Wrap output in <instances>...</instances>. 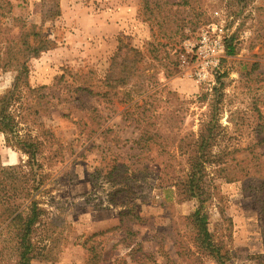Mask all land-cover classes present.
<instances>
[{
	"label": "rangeland",
	"instance_id": "1",
	"mask_svg": "<svg viewBox=\"0 0 264 264\" xmlns=\"http://www.w3.org/2000/svg\"><path fill=\"white\" fill-rule=\"evenodd\" d=\"M188 3L178 10L171 5L158 9L154 1L151 8L161 12L154 22L147 19L143 0H0V94L12 86L18 71L3 67L6 42H46L37 54L24 53L29 83L47 94L45 106L30 109L25 98L18 112L22 131L48 139L39 157L45 184L36 195L45 211L33 235L39 253L31 264H218L193 243L187 216L197 199L159 188L158 168L150 156L142 160L146 174L139 172L144 166L136 158L139 151L127 140L137 130L124 121L122 90L112 100L103 95L121 40L125 65L133 59L129 47L138 48L144 73L172 91L167 95L163 90L156 98L159 111L166 115L184 101L181 132L197 131L200 118L213 114L220 125L217 147L228 148L231 157L248 155L264 137V0ZM176 26L183 27V36L180 31L175 35ZM202 30L219 37L225 52L232 48L233 53H225L219 69L199 80L194 47ZM152 41L163 42L161 60L148 51L146 43ZM163 63L175 68L173 75L166 77ZM80 86L93 92L80 91ZM88 113L90 121L98 117L102 124L89 137L78 125ZM254 149L264 152V145ZM26 159L0 132V163ZM232 163L222 172L208 167L211 196L204 209L213 240L228 256L226 264H258L256 256L264 254V223L256 196L231 179L235 173L244 175L236 172L240 164ZM114 165L124 175L116 174ZM127 175L137 181L127 182Z\"/></svg>",
	"mask_w": 264,
	"mask_h": 264
},
{
	"label": "trees",
	"instance_id": "2",
	"mask_svg": "<svg viewBox=\"0 0 264 264\" xmlns=\"http://www.w3.org/2000/svg\"><path fill=\"white\" fill-rule=\"evenodd\" d=\"M154 1L158 9L168 8L171 5L176 6L178 10L179 7L189 5V0H143L145 13H150L146 17L154 22L156 16L161 14L159 10L151 8ZM156 24H160L159 21ZM182 28L176 26L175 35L180 31L183 36ZM34 34L37 36L39 33L34 32ZM170 34L171 32L168 34V39L171 40L174 35ZM16 40L7 41L4 46L5 58L8 61L3 67L6 69L8 64L18 71L12 86L0 94V132L5 135L10 145L27 155V159L15 165L0 163V226H2L0 264H31L38 256L33 235L41 225V217L45 211L36 195L45 184L44 164L39 157L48 139L31 131H22L18 112L25 104V98L30 109L45 106L44 98L47 94L40 92L41 88L32 87L29 83V70L24 53L37 54L45 47L46 42L31 45L27 39L22 40L20 44H17ZM162 43V41L146 43L150 45L148 51L154 59L161 60L159 48ZM231 49L226 50V53H233ZM122 50L123 44L120 40L105 79L108 90L103 95L112 100L115 96L119 97V92L122 90L119 102L127 106L124 110V121L133 124L137 130V135L127 140L134 143L139 151L136 158L144 165L139 172L146 174V165L142 160L150 156L158 168L159 188L177 193L185 200L197 199L198 206L187 216L193 231V243L200 250L211 255L218 264H226L228 256L226 258L221 245L213 240L208 215L204 209L205 202L211 196L208 167L215 165L217 170L222 172L228 170L233 165L232 162H235V165L240 164L239 167L234 166L237 169H233H236V172H244V175L235 173L231 179L240 180L244 184V189L250 190L248 193L256 196L259 218L264 223V162L262 160L264 152L254 149L264 145V137L253 143L247 156L236 158L230 156L232 152L228 148L217 147L220 125L213 114L200 118L197 131L181 132L185 118L184 106L181 103L184 101L170 108L166 115L159 111L161 107L155 102L156 98L163 90L167 95H171L172 91H165L166 86L158 87L160 82L156 79L152 81L154 76H147L144 73L146 66L141 64L144 61L141 50L129 47L133 59L128 61V65L120 59ZM176 51L179 49L177 48ZM163 64L164 70L168 71L166 77L173 75L175 68H167L166 63ZM146 80L151 83L146 85ZM79 89L87 93L93 92L85 86H80ZM35 112H39V109ZM90 117L91 114L88 113L86 119L81 118L78 122L80 131L82 130L88 137L102 126L97 116V121L94 118L90 121ZM108 130L113 131V128L108 127ZM42 133L46 134L48 131L44 130ZM115 169H117L116 174L124 175L125 171H121L120 167L114 165L112 170ZM133 174H138L137 170ZM125 178L127 182L131 179L137 181L135 176L127 175ZM133 216L138 218L137 213ZM256 257L259 258L258 264H264V254Z\"/></svg>",
	"mask_w": 264,
	"mask_h": 264
},
{
	"label": "built area",
	"instance_id": "3",
	"mask_svg": "<svg viewBox=\"0 0 264 264\" xmlns=\"http://www.w3.org/2000/svg\"><path fill=\"white\" fill-rule=\"evenodd\" d=\"M194 48L198 60V70L195 74L199 80H203L210 73L219 69L226 53L224 43L219 37L212 38L207 30H202L198 45Z\"/></svg>",
	"mask_w": 264,
	"mask_h": 264
},
{
	"label": "crops",
	"instance_id": "4",
	"mask_svg": "<svg viewBox=\"0 0 264 264\" xmlns=\"http://www.w3.org/2000/svg\"><path fill=\"white\" fill-rule=\"evenodd\" d=\"M175 82V81H174Z\"/></svg>",
	"mask_w": 264,
	"mask_h": 264
}]
</instances>
